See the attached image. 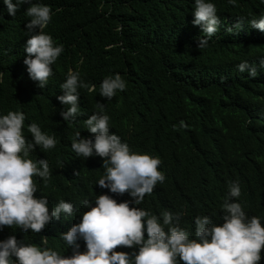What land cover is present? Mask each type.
<instances>
[{"label":"trees","instance_id":"1","mask_svg":"<svg viewBox=\"0 0 264 264\" xmlns=\"http://www.w3.org/2000/svg\"><path fill=\"white\" fill-rule=\"evenodd\" d=\"M43 1L54 13L48 33L63 45L56 67L68 71L80 64L85 80L97 86L115 73L125 79L126 89L107 100L105 110L132 151L161 158L159 168L166 171L163 188L182 197V201L177 197L172 201L183 206L194 189L211 186L187 183L192 168L201 177L197 170L244 169V158H264V68L260 67L264 60V31L248 25L264 13V0H237L236 5L228 0H213L224 3L218 4L219 10L230 23L242 20V28L234 26L230 32H216L200 49L196 37L203 33L200 26L192 23L194 0ZM22 6L28 8L30 4ZM244 13L245 17L235 16ZM20 21L21 16L5 12L0 0V61L10 62L9 67H14L16 58L22 56L25 37L19 31ZM245 60L257 67L256 77L238 70L237 65ZM20 80L26 90H32L24 75ZM47 94L50 96L49 91ZM2 104L21 107L10 85L0 86ZM33 113L42 130L55 134L58 141L52 149L37 147L30 153L31 158H47L50 164L49 183L34 179L42 189L38 195L48 196L50 210L59 199L72 202L75 209L71 217L82 218L85 210L78 208L81 201L103 191L97 184L105 171L103 158L78 157L72 152L69 141L72 143L75 133L80 131L87 137L82 119L68 123L58 108L48 106ZM181 120L187 127H180ZM24 135L30 139L27 133ZM190 157L194 158L188 161ZM247 168L251 183L260 186L264 182V164ZM131 206L156 214L155 201L149 196ZM183 209L186 215H182L180 225L193 237L197 216L207 215L223 223V210L218 204L210 209L196 203L188 215L185 206ZM245 210L264 218L260 208L248 206ZM62 217L53 219L40 233L25 232L19 227L9 231L11 226H4L0 240L15 235L27 243L39 244L42 237H47L48 247L65 253L69 247L60 234L72 226L71 218ZM259 264H264V259Z\"/></svg>","mask_w":264,"mask_h":264},{"label":"clouds","instance_id":"2","mask_svg":"<svg viewBox=\"0 0 264 264\" xmlns=\"http://www.w3.org/2000/svg\"><path fill=\"white\" fill-rule=\"evenodd\" d=\"M2 1L8 15L21 16L19 31L25 40L22 56L16 58L14 67L0 61V86L10 85L21 102L18 108L0 106V229L11 226L9 231L19 227L25 232L40 233L62 215L71 218L72 227L60 234L69 247L65 253L48 247L47 237H42L39 244L27 243L15 235L0 240V264H259L264 259V218L248 214L245 208L255 206L264 210V182L260 186L252 184L247 168L264 164V158H244V169L197 170L201 177L196 176L193 168L190 170L187 183L211 186L193 190L191 199L183 205L187 215L196 203L210 209L218 204L223 210V223H216L207 215L197 216L193 237L180 225L186 211L172 201L173 197L182 201V197L163 188L166 171L159 168L161 158L132 151L105 110L104 103L127 87L121 74L109 75L97 86L85 80L80 64L62 71L56 67V61L63 45L57 44L47 29L54 15L51 6L43 0ZM26 3L30 7L22 6ZM219 3L224 4L194 0L192 23L200 26L203 33L196 37L199 49L216 32H230L234 26L237 30L242 28V20L230 23L220 13ZM228 3L236 5L237 0ZM248 25L264 31V13ZM260 67L264 68V60ZM237 68L250 77L257 76V67L247 60ZM21 75L32 84V90L24 88ZM44 106L58 108L68 123L77 118L83 120L87 137L81 136L80 131L75 133L72 143L69 141L74 154L103 158L105 171L97 181L103 191L81 201L78 208L85 210L82 218L71 217L75 209L72 202L59 199L50 210L48 196L38 195L42 189L34 179L49 183L50 164L47 158H31L30 153L37 147L52 149L58 143L55 134L43 131L34 121L33 110ZM180 127H187L183 120ZM174 173L179 175L177 170ZM145 196L154 199L156 214L131 206L139 205Z\"/></svg>","mask_w":264,"mask_h":264}]
</instances>
